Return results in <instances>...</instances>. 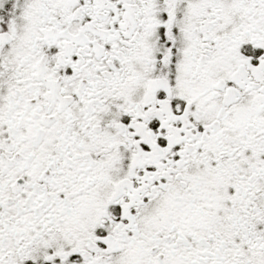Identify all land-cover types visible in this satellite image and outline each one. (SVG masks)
Returning a JSON list of instances; mask_svg holds the SVG:
<instances>
[{
    "label": "snow or ice",
    "instance_id": "6c2138e0",
    "mask_svg": "<svg viewBox=\"0 0 264 264\" xmlns=\"http://www.w3.org/2000/svg\"><path fill=\"white\" fill-rule=\"evenodd\" d=\"M0 264H264V0H0Z\"/></svg>",
    "mask_w": 264,
    "mask_h": 264
}]
</instances>
